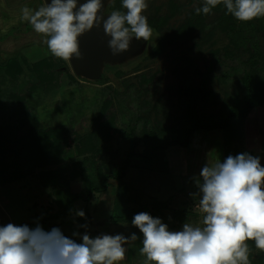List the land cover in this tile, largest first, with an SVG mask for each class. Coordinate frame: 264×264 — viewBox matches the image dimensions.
Listing matches in <instances>:
<instances>
[{
	"label": "rangeland",
	"instance_id": "obj_1",
	"mask_svg": "<svg viewBox=\"0 0 264 264\" xmlns=\"http://www.w3.org/2000/svg\"><path fill=\"white\" fill-rule=\"evenodd\" d=\"M146 2L143 14L152 36L140 40L135 53L105 62L97 80L76 75L67 61L66 67L53 69L54 82L38 84L28 69L52 54L44 43L46 37L20 17L23 7L36 10L44 1L0 0V130L7 135L2 146L6 174L0 182V226L49 217L48 223H58L56 216L71 194L85 195L91 184L100 183L101 174L113 173L121 165L131 147L128 133L139 140L135 151L141 153L146 147L140 140L141 127L144 131L164 127L178 139L184 134L182 119L187 111L202 123L223 124L228 113L244 109L250 95L263 93L264 17L227 22L229 13L223 4L208 15H197L195 9L204 0ZM109 3H114V11H126L122 0H104L103 15ZM8 59L23 70L14 80L2 71ZM29 127L64 133L50 163L35 162L19 140ZM164 153V172L129 167L122 182L111 179L107 191L93 193L89 201H75L76 213L82 210L88 225H62L61 231L77 242L80 237L74 232H87L93 238L130 237L133 225L113 224L112 215L145 209L172 231L181 230L184 223L200 226L204 214L198 208L197 180L206 163L249 153L264 166V105L244 118H230L224 129L197 130L186 147L169 146ZM155 201L167 202L170 211L188 210L191 216L183 223L171 222L169 209L162 215L153 212ZM135 233L138 239L125 245L120 264L145 262L139 253L142 234L138 228ZM247 244L249 264H264V251L256 249L254 241Z\"/></svg>",
	"mask_w": 264,
	"mask_h": 264
},
{
	"label": "clouds",
	"instance_id": "obj_2",
	"mask_svg": "<svg viewBox=\"0 0 264 264\" xmlns=\"http://www.w3.org/2000/svg\"><path fill=\"white\" fill-rule=\"evenodd\" d=\"M220 4L242 22L264 17V0H204L195 12L208 15ZM122 6L125 12L112 11L105 19L102 0H51L36 10L23 7L20 19L46 37L50 53L65 61L81 57L79 38L102 23L115 56L128 51L133 39L149 40L153 31L143 14L146 0H122ZM197 187L198 208L204 214L200 226L184 223L172 231L147 212L134 215L131 224L143 237L139 253L146 258L144 264H249V240L264 251V166L258 156L230 154L222 162L206 163ZM76 214L85 216L82 210ZM73 236L80 242L59 228L0 226V264H120L125 245L138 239L135 233Z\"/></svg>",
	"mask_w": 264,
	"mask_h": 264
},
{
	"label": "trees",
	"instance_id": "obj_3",
	"mask_svg": "<svg viewBox=\"0 0 264 264\" xmlns=\"http://www.w3.org/2000/svg\"><path fill=\"white\" fill-rule=\"evenodd\" d=\"M120 0H114L116 3ZM114 3H109L104 9V15L108 16L111 14L112 11H114ZM225 21L227 22H242L234 18L231 14H228ZM231 24V23H230ZM67 66V61L57 58L53 55H49L44 57L42 60L34 63L30 68L28 69L29 74H34L37 81L40 83L48 84L50 82H54L56 80L55 78V72L53 69L55 68H64ZM4 76H7L8 78H12V80L16 79L21 73L23 72L21 66L18 64V62H14L13 59H8L4 63V68L2 69ZM57 76V75H56ZM2 85V83L0 84ZM34 89V88H33ZM188 99L191 100V98L188 97ZM264 105V91L262 94H252L248 99L245 101L244 109L241 111H233L231 113H228L224 119L223 124H205L202 123L199 119V117L194 116L195 114H189L188 111L184 115L182 122L184 134L183 137L176 139L171 138L169 134H167V130L164 129V127H156L154 126L150 128H154L155 130H151L150 128L145 129L141 127L140 132V140L142 143L144 142L146 147L145 150H143L141 153H137L135 151V147L139 144V140L133 139L132 135L128 133V140L130 143V151L125 156L124 160L122 161L121 165L117 167V170L113 173L109 174H101L100 176V183L99 184H91L89 188L86 191V194L83 195L82 193L77 194H71L68 198L67 204L65 206V209L59 213L56 216V219H58V223L56 224H50L48 223V219H42L33 223H22L20 225L27 224L30 228H35L37 224H39L44 230L50 231L52 228H59L61 230L62 225H67L69 227H72L73 223H80L88 225L87 218L85 217H76V209L74 207V203L77 200H84L89 201L93 193H103L107 191V189L110 187V180L113 179L117 181L118 183L122 182V178L124 177L125 170L129 167L140 169V170H147V171H154V172H164L167 168V162L165 160V149L169 146H181L186 147L190 143V139L192 134L197 130H214V129H224L227 127V121L232 117H246L247 114L254 109L255 107H260ZM194 108V106H193ZM188 110V108H187ZM192 112V109H191ZM185 123H187L185 125ZM132 125V130L135 132L136 125ZM64 135L62 132H59L57 129H44V130H37L35 127H29V129L24 133V135H20L21 137L19 140L24 143V145L28 146L29 150L32 152V157L34 158L35 162L38 160L41 162L44 161V163H50L54 158L57 157L58 153V143L60 142V136ZM130 135V136H129ZM169 135V136H168ZM160 136V138H159ZM5 137H7L6 134H3V131L0 130V182L2 180H5L3 177L6 174V166L2 159V146L5 142ZM85 140V138H84ZM18 144L19 148H23V144ZM17 144V143H16ZM19 152V151H18ZM126 191V188H125ZM124 191V192H125ZM121 192L119 193V195ZM117 197V196H116ZM171 199V198H170ZM155 206L153 212H158V214L162 215V211L169 209L167 208V202H159L155 201ZM156 207V208H155ZM170 211V209H169ZM172 211V212H171ZM170 211L171 219L172 221H177L178 223L185 222L189 216H191V213L188 210H175L172 209ZM142 212L137 211L135 214ZM143 212H147L153 217H156L152 212L148 211L147 209L143 210ZM121 215V214H113L111 217V222L113 224L117 223H128L131 224V221L134 217V215ZM68 217V219H66ZM163 217V216H162ZM132 225V224H131ZM134 233L136 227H134ZM64 234V233H63ZM136 234V233H135ZM65 235V234H64Z\"/></svg>",
	"mask_w": 264,
	"mask_h": 264
},
{
	"label": "water",
	"instance_id": "obj_4",
	"mask_svg": "<svg viewBox=\"0 0 264 264\" xmlns=\"http://www.w3.org/2000/svg\"><path fill=\"white\" fill-rule=\"evenodd\" d=\"M50 3L51 0H43ZM104 0H102L103 2ZM85 0H78V3H83ZM103 11L101 9V15ZM105 19L107 18L104 15ZM110 38L105 35L102 23L98 27H94L89 32L79 38L81 57H73L69 64L74 73L88 80H97L100 77L102 66L105 62L121 60L128 54L135 53L140 47V40L133 39L130 44V49L119 55H112L108 47Z\"/></svg>",
	"mask_w": 264,
	"mask_h": 264
},
{
	"label": "crops",
	"instance_id": "obj_5",
	"mask_svg": "<svg viewBox=\"0 0 264 264\" xmlns=\"http://www.w3.org/2000/svg\"><path fill=\"white\" fill-rule=\"evenodd\" d=\"M170 197H172V196H170ZM170 197H168V199H170ZM168 199H166V200H168Z\"/></svg>",
	"mask_w": 264,
	"mask_h": 264
}]
</instances>
